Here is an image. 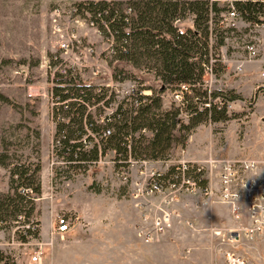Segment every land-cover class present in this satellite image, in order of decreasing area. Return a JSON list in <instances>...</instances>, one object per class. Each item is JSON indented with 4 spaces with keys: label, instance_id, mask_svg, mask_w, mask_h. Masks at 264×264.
<instances>
[{
    "label": "rangeland",
    "instance_id": "1",
    "mask_svg": "<svg viewBox=\"0 0 264 264\" xmlns=\"http://www.w3.org/2000/svg\"><path fill=\"white\" fill-rule=\"evenodd\" d=\"M88 1L98 0H0V93L4 96L0 98V158L8 157L6 165L0 163V193H11V186H16L12 181L16 176L11 177L9 172L14 164L31 168L40 164L36 175L41 192L30 194L34 206L31 213L38 219L44 241L41 262H30L31 245L20 243L12 234L15 225L24 222L16 223L12 217L0 222V251L6 257L5 264H223L222 252L228 245L212 233L211 227L227 226L225 207L175 203L190 224L174 221L158 241L146 243L135 228L140 211L132 191L138 164H133L129 176H123L120 171L124 167L115 161L111 149L85 170L68 169V163L56 161L53 156L56 123L50 112L52 70L48 66L52 54L63 56L85 83L107 89L109 104L100 100L91 108L90 114L98 124L111 114L110 106L113 109L122 103L128 107L130 99L126 97L131 89L149 95L163 88L165 109L182 107L185 99L196 101L193 91L184 95L178 84L164 87L143 66L124 59L112 60L106 52L110 44L96 29L83 20L71 19L72 6ZM73 24L82 44L63 50L60 45L69 39ZM228 24L235 30L214 50L213 56L219 60L214 73H205L204 84L196 85L201 90L219 91L221 96L214 101L225 107L228 117L199 123L183 145L172 142L166 152L168 159H264V25L251 26L239 19ZM189 26L190 19L177 23L184 30ZM247 42L258 48L254 59L248 58ZM86 46L92 47L90 53ZM30 84L39 85L42 94L28 97ZM198 106L203 104L198 102ZM178 118L188 121L185 111H180ZM142 134L146 138L151 135L147 131ZM142 200H147V195ZM60 213H67L76 222L62 237H52L48 232ZM18 214L27 216L25 212ZM236 249L255 263L264 261L263 243L248 242Z\"/></svg>",
    "mask_w": 264,
    "mask_h": 264
},
{
    "label": "trees",
    "instance_id": "2",
    "mask_svg": "<svg viewBox=\"0 0 264 264\" xmlns=\"http://www.w3.org/2000/svg\"><path fill=\"white\" fill-rule=\"evenodd\" d=\"M220 0H128L125 3L117 0H98L74 4L77 11L84 15L87 12L103 38L109 37L104 28L106 22L113 34L110 58L124 59L134 66H143L147 72H152L162 85L187 84L188 91H193L196 101L182 103V107L165 109L162 107L161 92L153 90L151 94L137 93L130 97L128 107L120 103L115 111L105 117L103 124H98L87 112L85 103L94 104L100 100L108 105L110 100L107 89L101 87L100 92H94L93 86H86L78 76L68 79L55 75L53 94L58 101L67 100L64 105L57 106L52 114L56 122L55 136H62L61 148L68 161V169L85 170L87 166L97 161L98 156L111 149L115 153V161L120 166H128V158L164 159L166 152L175 144H184L193 128L199 123L210 120H225L228 116L223 105L214 99H219V91L201 90L196 85L204 84L205 69L219 61L213 56L215 49L224 44L235 27L225 24L222 12L233 7L236 19L249 25H264V0H228L230 3L220 5ZM129 8L131 13H125ZM190 19L191 26L182 34L178 32L177 22ZM223 21V22H222ZM116 79L117 76L115 75ZM120 78V77H119ZM0 98L4 96L0 93ZM213 99V100H212ZM222 100H219L221 102ZM198 102L203 106L199 108ZM180 111H185L188 121L178 118ZM98 116L100 113L97 114ZM60 117L65 120L61 121ZM85 125L95 134L86 135ZM109 129L110 133L103 135ZM113 129V130H112ZM142 131L150 132L147 138ZM178 132V136L175 132ZM139 132L138 136H134ZM93 141L91 148H84L82 141ZM99 144V146H98ZM0 163L5 164V159ZM40 164L34 168L31 165L14 164L9 168L13 182L12 192L0 193V222L8 218L15 219L20 212L28 216L33 210L31 192H41V181L37 172ZM0 251V264L5 261ZM4 264L6 263L3 262Z\"/></svg>",
    "mask_w": 264,
    "mask_h": 264
},
{
    "label": "built area",
    "instance_id": "3",
    "mask_svg": "<svg viewBox=\"0 0 264 264\" xmlns=\"http://www.w3.org/2000/svg\"><path fill=\"white\" fill-rule=\"evenodd\" d=\"M69 12L72 16L71 19L87 22L101 35L94 20L90 19L87 12L82 15L77 11L75 5L72 6ZM124 12L131 13V10L125 8ZM222 15L226 25L236 19L233 7ZM175 23L178 22L175 21ZM103 25L109 32V37L103 39L110 44L106 52L108 56H111L113 53L111 49L113 34L106 22ZM76 30V25H71L68 34L69 39L62 41L60 45L63 50H69L82 44ZM183 31V28L178 27L180 34ZM101 36L103 37V35ZM245 48L249 59L258 56V48L255 43L247 42ZM85 50L90 53L92 47L86 46ZM48 66L52 70L50 74L52 86L49 90L50 112L52 115L57 106L64 105L66 107L67 103V100L58 101L53 94L52 88L55 85V75L59 74L62 78L68 79L70 76L79 77V73L72 64H68L65 58L58 54L51 55ZM205 73L212 74L211 66L205 69ZM82 79L81 77L80 80L84 85L90 86ZM101 87L103 86H93L94 92H100ZM187 90V84H180V93ZM136 93L137 90L131 89L128 91L126 98L130 99ZM138 93L147 95L142 90ZM178 93L176 92V94ZM26 94L28 97L39 96L42 94L41 88L39 85L30 84L27 86ZM99 104L100 102L85 103L87 112H91V108ZM111 107L109 109L112 114L116 107L113 109ZM60 120L64 121L65 118L60 117ZM85 129L86 135L89 134L94 137L96 143H99L95 138V134L91 132L87 125H85ZM108 133H110L109 129L103 135ZM86 135L83 136L82 141L84 148L88 149L93 146V141L87 142L85 140ZM61 138L62 136L53 138L51 152L56 161H63L67 164L68 161L64 158V155L58 153L61 148ZM127 161L128 166L120 171L123 176H129L133 164H138L134 182L136 186L132 191V196L136 200L135 206L140 211V221L136 223L135 228L137 236L142 241L146 243L158 241L164 233L170 230L174 221L190 224V220L184 219L181 212L174 207L175 203L184 206L193 204L195 207L200 204L212 207L217 204L225 205L228 209L230 222L222 228L211 227L212 233L221 236L222 242L228 245L222 252L223 264H264V261L261 263L251 261L246 254L240 253L236 249L240 244L248 242L264 244V159H227L209 156L198 160L177 158L134 160L128 158ZM23 190L31 192L30 188H24ZM146 195L147 200L143 201L142 199H145ZM208 219L212 220V215H208ZM14 221L16 223L24 222L15 225L12 234L16 236L20 243L31 245L28 260L33 263H40L44 252V241L39 232L38 219L32 213L25 218L23 214H17ZM75 222L76 219L67 213L56 214L48 234L52 237H62Z\"/></svg>",
    "mask_w": 264,
    "mask_h": 264
},
{
    "label": "crops",
    "instance_id": "4",
    "mask_svg": "<svg viewBox=\"0 0 264 264\" xmlns=\"http://www.w3.org/2000/svg\"><path fill=\"white\" fill-rule=\"evenodd\" d=\"M216 205H214V207H215ZM220 206H222V207H225V209H226V215H227V221H228V223L230 222V219H229V214H228V209H227V207L225 206V205H220Z\"/></svg>",
    "mask_w": 264,
    "mask_h": 264
}]
</instances>
